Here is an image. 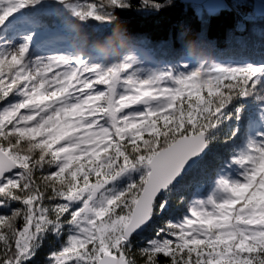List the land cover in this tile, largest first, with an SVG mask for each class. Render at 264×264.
I'll return each instance as SVG.
<instances>
[{"label":"snow or ice","instance_id":"obj_1","mask_svg":"<svg viewBox=\"0 0 264 264\" xmlns=\"http://www.w3.org/2000/svg\"><path fill=\"white\" fill-rule=\"evenodd\" d=\"M169 6L0 0V264H264V0H191L178 50L122 27Z\"/></svg>","mask_w":264,"mask_h":264},{"label":"trees","instance_id":"obj_2","mask_svg":"<svg viewBox=\"0 0 264 264\" xmlns=\"http://www.w3.org/2000/svg\"><path fill=\"white\" fill-rule=\"evenodd\" d=\"M252 0H248L251 3ZM133 4H139L141 0H131ZM190 3L183 0H171V6L163 11L147 13L136 8L124 13L122 27H126L130 35L146 38L153 45L161 42H171L175 49H180L182 42L191 40L202 29V24L197 11L189 6ZM207 38L214 41L220 49H228L230 41L237 38H258L261 22H257L256 36L253 37L252 26L249 31H236L233 17L225 13L207 17ZM184 32L185 35H181Z\"/></svg>","mask_w":264,"mask_h":264},{"label":"rangeland","instance_id":"obj_3","mask_svg":"<svg viewBox=\"0 0 264 264\" xmlns=\"http://www.w3.org/2000/svg\"><path fill=\"white\" fill-rule=\"evenodd\" d=\"M184 2H191V0H183ZM229 2H230V0H229ZM254 2V0H252L251 1V3H253ZM251 3H249V4H251ZM252 9H251V7H248V8H245L243 11H245V12H250ZM198 14V13H197ZM199 16V15H198Z\"/></svg>","mask_w":264,"mask_h":264}]
</instances>
